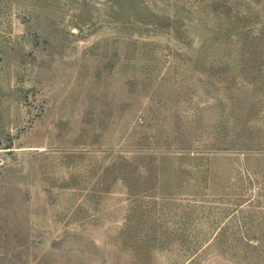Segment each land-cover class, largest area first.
Returning a JSON list of instances; mask_svg holds the SVG:
<instances>
[{
  "label": "rangeland",
  "instance_id": "1",
  "mask_svg": "<svg viewBox=\"0 0 264 264\" xmlns=\"http://www.w3.org/2000/svg\"><path fill=\"white\" fill-rule=\"evenodd\" d=\"M0 264H264V0H0Z\"/></svg>",
  "mask_w": 264,
  "mask_h": 264
}]
</instances>
